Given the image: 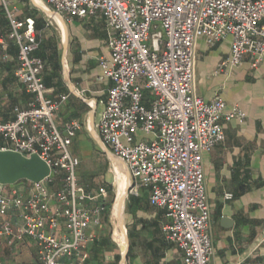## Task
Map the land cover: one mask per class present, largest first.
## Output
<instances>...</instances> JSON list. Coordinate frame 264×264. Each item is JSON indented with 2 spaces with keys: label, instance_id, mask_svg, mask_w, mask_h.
<instances>
[{
  "label": "built area",
  "instance_id": "1",
  "mask_svg": "<svg viewBox=\"0 0 264 264\" xmlns=\"http://www.w3.org/2000/svg\"><path fill=\"white\" fill-rule=\"evenodd\" d=\"M41 1L48 19L103 18L111 59L99 64L111 87L96 126L102 144L127 169L129 193L146 189L150 204L165 211L163 233L183 264H211L202 155L224 142V122L245 115L237 108L225 113L221 97L206 102L196 94V44L203 39L214 48L231 39L230 57L219 70L247 58L253 68L264 65V0ZM0 7L18 47L15 76L33 96L29 108L16 107L13 120L0 122V151L38 155L50 168L28 195L0 183V247L4 238H30L38 254L28 264H78L95 240L88 230L101 226L106 211L96 202L109 192L89 194L78 182L80 162L70 148L82 126L72 121L60 130L56 124L68 97L46 95L45 63L33 56L42 43L35 20H19L12 0H0ZM57 175L62 184L51 191ZM14 213L21 225L12 222Z\"/></svg>",
  "mask_w": 264,
  "mask_h": 264
},
{
  "label": "crops",
  "instance_id": "2",
  "mask_svg": "<svg viewBox=\"0 0 264 264\" xmlns=\"http://www.w3.org/2000/svg\"><path fill=\"white\" fill-rule=\"evenodd\" d=\"M12 6L19 20L32 18L36 22L42 43L33 56L45 63L46 95L68 97L55 118L58 128L64 130L72 121L82 126L70 148L80 162L79 184L89 194H98L102 188L109 192L106 201L96 202L104 205L106 211L101 226L88 230L95 240L78 264H183V255L163 233L168 223L165 211L150 204L148 190L142 189L138 196L129 193L127 169L102 144L96 129L111 87L99 64L101 58L111 59L103 18L68 21L52 14L56 22L53 25L43 12L41 0H12ZM10 30L0 7L2 123L13 120L16 107L27 109L33 100L15 76L18 47L9 39ZM230 50L229 38L214 48L203 39L196 44V94L206 102L221 97L226 104L225 113L237 108L245 115L244 119L224 122V142L202 155L211 210V264H264V65L253 68L247 58L239 67L219 70L229 59ZM110 172L114 173L116 184L120 175L118 184L127 188L118 198L116 191V199H112V182L105 178ZM61 184L62 176L50 185L51 191H57ZM13 189L28 195L32 184L21 181L8 187ZM226 194H232L233 199L225 200ZM10 217L21 225L17 214ZM223 218L232 220L233 227L225 228ZM37 254L38 246L30 238H4L0 264H28L36 260Z\"/></svg>",
  "mask_w": 264,
  "mask_h": 264
},
{
  "label": "water",
  "instance_id": "3",
  "mask_svg": "<svg viewBox=\"0 0 264 264\" xmlns=\"http://www.w3.org/2000/svg\"><path fill=\"white\" fill-rule=\"evenodd\" d=\"M49 175L50 168L38 155L25 157L17 152L0 151V183L3 185L14 186L21 181L38 184ZM222 223L225 228L233 227V221L228 218H223Z\"/></svg>",
  "mask_w": 264,
  "mask_h": 264
},
{
  "label": "rangeland",
  "instance_id": "4",
  "mask_svg": "<svg viewBox=\"0 0 264 264\" xmlns=\"http://www.w3.org/2000/svg\"><path fill=\"white\" fill-rule=\"evenodd\" d=\"M52 22L53 25H56V22L53 20V19H49V23ZM51 24V23H50ZM121 174V173H120ZM105 178H107V180H109L110 182H112V186L114 188V196H112V199H116V191H117V195L118 197L127 190V188H125V184L124 185H121L120 183L118 184L119 182V178H120V175H118V180H117V184L115 182V175L114 173H107V175L105 176ZM129 191V190H128ZM128 193V192H127ZM127 193H125V199H126V196H127ZM111 201V200H110ZM118 252L120 253V250L119 248L117 249Z\"/></svg>",
  "mask_w": 264,
  "mask_h": 264
},
{
  "label": "trees",
  "instance_id": "5",
  "mask_svg": "<svg viewBox=\"0 0 264 264\" xmlns=\"http://www.w3.org/2000/svg\"><path fill=\"white\" fill-rule=\"evenodd\" d=\"M35 24H36V22H35ZM44 82H45V80H44ZM45 85H46V83H45ZM59 177H61V175H57V176H56L55 182L59 180ZM22 182L29 183V182H27V181H22ZM110 204H111V203H110Z\"/></svg>",
  "mask_w": 264,
  "mask_h": 264
},
{
  "label": "bare ground",
  "instance_id": "6",
  "mask_svg": "<svg viewBox=\"0 0 264 264\" xmlns=\"http://www.w3.org/2000/svg\"><path fill=\"white\" fill-rule=\"evenodd\" d=\"M117 198H118V196H117Z\"/></svg>",
  "mask_w": 264,
  "mask_h": 264
}]
</instances>
